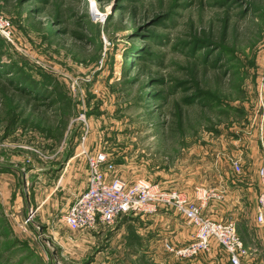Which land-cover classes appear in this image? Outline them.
<instances>
[{
  "label": "rangeland",
  "instance_id": "1",
  "mask_svg": "<svg viewBox=\"0 0 264 264\" xmlns=\"http://www.w3.org/2000/svg\"><path fill=\"white\" fill-rule=\"evenodd\" d=\"M0 15V264L141 263L114 253L112 227L72 231L63 217L79 191L42 182L47 169H89L83 147L205 215L224 193L211 169L238 160L258 184L264 0H0Z\"/></svg>",
  "mask_w": 264,
  "mask_h": 264
},
{
  "label": "built area",
  "instance_id": "2",
  "mask_svg": "<svg viewBox=\"0 0 264 264\" xmlns=\"http://www.w3.org/2000/svg\"><path fill=\"white\" fill-rule=\"evenodd\" d=\"M7 23L0 15V31ZM87 137H82L83 144ZM86 155L89 176L87 189L76 198L64 214L63 221L72 231L99 230L113 227L123 215H151L162 209H172L189 225L196 228L194 239L185 245L165 243V250L180 260L191 259L211 250L212 240L217 241L227 253L232 264H241L248 251L240 238L235 223L218 221L203 213V205L178 190H166L159 184L141 179L129 183L116 174V165L103 152ZM236 172H242V164L232 163ZM264 184V165L260 170ZM207 201L209 197L201 190ZM199 192V194H200ZM201 195V194H200ZM257 220L264 223V193L259 198Z\"/></svg>",
  "mask_w": 264,
  "mask_h": 264
},
{
  "label": "crops",
  "instance_id": "3",
  "mask_svg": "<svg viewBox=\"0 0 264 264\" xmlns=\"http://www.w3.org/2000/svg\"><path fill=\"white\" fill-rule=\"evenodd\" d=\"M79 156L78 153L71 159ZM257 160L263 163V156H259ZM0 164V175H2L7 168L3 167L5 164ZM11 164L15 165V163ZM45 172V180L42 182L46 183L49 188L60 191H79L77 194L74 193L75 197H72L71 205L87 189L89 169H75L72 166V169H47ZM211 173L221 175L217 182L221 183L224 193L221 203L212 201L207 205L206 214L214 219L220 218V220L233 218L239 225L241 238L248 249V254L242 258V264H264V229L256 228L264 225L257 220L259 198L264 193V185L259 173L257 172L258 184L251 173L243 170L238 173L235 169H211ZM259 189L261 192L258 202L251 208V211H248L249 209L245 211L249 200L248 192H258ZM70 204L68 209L71 207ZM176 215L177 213L167 212L151 215H126L118 220L116 226L112 227L107 240L112 249L117 248L114 252L116 254H135L134 259L136 255H143L139 264H149L152 260L155 264H167L163 248H165L168 237L170 242L182 246L190 243L196 233L194 226H189L181 219V216ZM122 258L125 259V257ZM139 258L136 257V259ZM123 262L125 263V260ZM176 264L232 263L221 245L212 240L210 251L203 252L193 259L178 261Z\"/></svg>",
  "mask_w": 264,
  "mask_h": 264
},
{
  "label": "trees",
  "instance_id": "4",
  "mask_svg": "<svg viewBox=\"0 0 264 264\" xmlns=\"http://www.w3.org/2000/svg\"><path fill=\"white\" fill-rule=\"evenodd\" d=\"M48 83H49V81H48ZM49 90H50V89H47V90H45V91H43V92H44V93H48ZM203 94H204L203 96H206V97L208 96L207 93H204V92H203ZM67 103H68V101L66 102V104H67ZM61 104H62V103H61Z\"/></svg>",
  "mask_w": 264,
  "mask_h": 264
}]
</instances>
